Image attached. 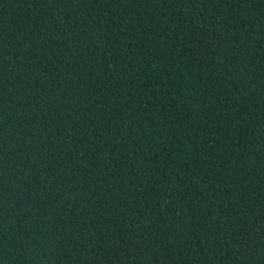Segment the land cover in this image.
I'll return each mask as SVG.
<instances>
[{"label":"trees","instance_id":"trees-1","mask_svg":"<svg viewBox=\"0 0 264 264\" xmlns=\"http://www.w3.org/2000/svg\"><path fill=\"white\" fill-rule=\"evenodd\" d=\"M0 264H264V0H0Z\"/></svg>","mask_w":264,"mask_h":264}]
</instances>
